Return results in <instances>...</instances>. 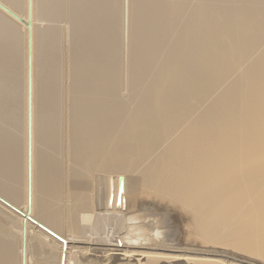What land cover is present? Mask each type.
Wrapping results in <instances>:
<instances>
[{"label":"bare ground","instance_id":"bare-ground-1","mask_svg":"<svg viewBox=\"0 0 264 264\" xmlns=\"http://www.w3.org/2000/svg\"><path fill=\"white\" fill-rule=\"evenodd\" d=\"M0 264H264V0H0Z\"/></svg>","mask_w":264,"mask_h":264},{"label":"rangeland","instance_id":"rangeland-1","mask_svg":"<svg viewBox=\"0 0 264 264\" xmlns=\"http://www.w3.org/2000/svg\"><path fill=\"white\" fill-rule=\"evenodd\" d=\"M121 48L123 49L124 48V44H122L121 45ZM124 89H123V91H122V94L124 95V96H127V94H128V86L127 85H125V87H123ZM148 206V208H152V206L151 205H146V207ZM140 212L142 211V210H139ZM138 212V211H137ZM171 221V222H170ZM171 223V224H170ZM182 224V225H181ZM168 225V226H167ZM175 225V226H174ZM181 226V227H180ZM172 227V228H171ZM178 227V228H177ZM180 227V228H179ZM164 228V229H163ZM176 230H175V229ZM159 229L160 230H165L166 231V233L164 234L165 235V238L164 237H162V238H160V237H158V238H151V236L149 237V238H151V240L150 241H152V243H158V244H168V245H173V246H180V247H193V248H201L202 247V245H200V243H198V241H196L195 243L194 242H192L191 241V239H189V240H187V242H183V236H184V234H185V231H186V226L179 220V218H178V216H177V214L175 213V212H167V215H166V222H165V224H164V226H159ZM174 229V230H173ZM182 229H183V231H182ZM174 231H175V233H174ZM182 231V232H181ZM178 233V236H177V233ZM172 234V235H171ZM175 234H176V236H175ZM169 235V236H168ZM170 235H171V237H170ZM175 236V237H174ZM174 240H173V239ZM170 239H172L171 241H170ZM198 239L201 241L202 239L200 238V237H198ZM159 242H158V241ZM176 240H177V242H176ZM175 241V242H174ZM179 241V242H178ZM174 242V243H173ZM170 243V244H169ZM186 243V244H185ZM180 244V245H179ZM198 244V245H197ZM204 247H206L207 246V248H208V246H209V248H212V246L211 245H203ZM211 246V247H210ZM217 247V248H216ZM214 246L213 248L214 249H223V250H226V251H228L229 250V252H231V249L230 248H226V247H218V246ZM212 248V249H213ZM232 253H235V254H238V255H242L241 253H239V252H236V251H234L233 252V250H232ZM259 260V259H258ZM261 261V260H260Z\"/></svg>","mask_w":264,"mask_h":264},{"label":"water","instance_id":"water-1","mask_svg":"<svg viewBox=\"0 0 264 264\" xmlns=\"http://www.w3.org/2000/svg\"><path fill=\"white\" fill-rule=\"evenodd\" d=\"M122 191H123V180H122L121 177H120V178H119V184H118L117 203L120 202Z\"/></svg>","mask_w":264,"mask_h":264}]
</instances>
